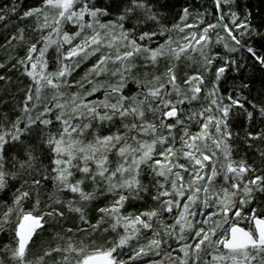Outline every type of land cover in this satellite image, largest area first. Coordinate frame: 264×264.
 Segmentation results:
<instances>
[{"label": "snow or ice", "instance_id": "1", "mask_svg": "<svg viewBox=\"0 0 264 264\" xmlns=\"http://www.w3.org/2000/svg\"><path fill=\"white\" fill-rule=\"evenodd\" d=\"M213 5V13L207 9L197 13L192 24L187 23L192 13L183 7L180 22L171 28L163 14L171 7L167 0H39L26 7L22 18H34V30L41 35L28 45L18 63L33 85L25 94L21 114L7 125L0 123V190L11 188L10 181H22L13 191L12 204L0 215V232L7 230L9 234L3 250L10 252L14 264H32L28 254L45 230L46 217L64 216L51 205L46 206L51 211H39L41 190L48 180L58 186V191L67 189L79 197L66 204L85 223L84 202L106 194L115 196L98 209L102 215L91 227L95 232L105 217H110L113 222L109 227L115 231L122 226L123 231L103 244L81 240L79 244L69 242L66 247H49L36 258L40 264L53 253L59 254L53 264H138L150 253L158 255L164 245L171 248L169 240L179 245L174 257L164 249L170 264H264V209L258 211L264 203V151L260 153V166L232 159L231 122L237 120L241 110L251 121L253 112L247 109L242 95L229 94L225 98L219 94V82L229 64L237 70L242 65L225 56L223 63L214 67L219 53L212 51L214 43H222L228 53L244 49L264 67V44L257 48L251 42L255 37L264 39V32L258 30L264 28V18L255 25L252 10H241L236 0H213ZM0 12H16V6L0 8ZM5 15H0V20ZM208 15L212 20L206 19ZM184 29L190 31L179 42L168 35L163 43H155L172 30ZM20 32L19 37L12 38L23 40V30ZM103 48L115 49V54L105 53ZM191 53H197L198 58ZM97 54L98 59L80 80L69 81L75 69ZM182 55L199 64L191 74L185 73L183 88L178 83L177 65L171 62L179 61ZM165 56L171 59L164 73H150L148 69L158 66ZM137 57L144 61L143 75L151 79L131 76L132 69L139 67ZM109 62L120 64L112 71L120 78L116 85L95 79L109 71ZM209 74L213 77L211 87L203 96L209 103L198 108L182 107L201 99ZM129 76L144 89L142 92L124 94ZM73 85L78 91L62 90ZM47 87L54 92L43 103L42 90ZM101 90L102 98H91ZM248 103L253 109L257 107ZM146 110L158 115L146 119ZM259 111L264 116V102ZM193 121L198 125L195 132L190 131L189 122ZM105 126L114 130L104 134L101 129ZM176 130L180 132L179 147ZM87 135L92 138L85 140ZM247 137L264 139V129L247 132ZM113 150L119 157L115 167L110 166L109 159ZM145 167L157 178L152 199L158 207L125 215L120 209L129 197L137 199L141 192L148 191L140 179ZM74 168L82 176L73 181ZM246 174L250 178L246 179ZM221 175L223 181L217 183ZM86 181L92 184L90 191L83 187ZM25 186L36 190L31 209L25 207L31 197ZM55 203L62 201L57 197ZM165 212L172 216V223H164L161 217ZM145 229L152 232V237L141 244ZM150 264L163 262L153 260Z\"/></svg>", "mask_w": 264, "mask_h": 264}, {"label": "trees", "instance_id": "2", "mask_svg": "<svg viewBox=\"0 0 264 264\" xmlns=\"http://www.w3.org/2000/svg\"><path fill=\"white\" fill-rule=\"evenodd\" d=\"M38 2L39 0H0V8H11L13 5L16 6V12H7L6 15L4 12H0V15H5V19L0 20V65H3L0 67V77H3V79H0V123L5 125L9 124L21 114L20 108L24 101L25 94L28 90V87L33 85L32 79L24 73L23 66L18 63V60L26 55V49L28 45L30 43L36 42L41 35L39 30H34L36 25L34 18H22V13L26 7L35 5ZM161 2L164 3L165 0H161ZM167 3L171 7L170 9H164L163 14L167 18L165 22L169 28H171L173 23L180 22L179 14L183 7H188L190 13H192V15H190L187 20V23L189 24L194 23L195 15L197 13H203L205 9H207L209 13H213L215 11L213 0H167ZM236 4L241 10L250 8L254 14L253 23L255 25L261 24L262 18H264V0H236ZM206 19L212 20V16L208 15L206 16ZM21 29L23 30V40L13 39V36L19 37L21 35ZM191 30L195 31L196 29ZM258 30L264 32V28H259ZM189 31V29H184V32L172 30L164 37H158L155 43H163L164 40L167 39L168 35H171L173 40L179 42L180 37ZM53 38L55 39V34H53ZM213 40L215 41V36H213ZM251 42L254 43L257 48H259L261 44H264V39L261 37H255ZM155 43L153 46H155ZM229 43L231 44L232 42L229 41ZM54 47L55 46H53V49ZM65 48H67V45H65ZM53 49H49V52H52ZM102 51L105 53L111 52L113 55L115 54V49L103 48ZM212 51L214 53H219L214 67L215 65L223 63L222 58L225 56H230L242 65L239 70H237L235 65L229 64L219 82V94L225 96V98L229 94L232 96L242 95V97L245 98V105L247 109L253 112V118L251 121L248 120L246 113L241 110V115L237 118V120L231 122V130L233 132V138L231 140L233 145L232 159L236 162H239L241 159H243L248 164L260 166L262 160L260 153L261 151H264V139H249L247 137V132H259L264 129V116H261L259 111V105L264 102V67H261L259 63L255 62L252 57L247 54L246 51H244V49H240L235 53H228L227 50L224 49L222 43H214ZM191 55L193 57H197V53H191ZM98 56L99 54L89 57V59L82 63L79 68L75 69V71L72 73V76L68 78L69 81L80 80L87 68L91 67V65L95 63L96 59H98ZM170 59L171 58L169 56L160 58L158 66H156L154 69L150 67L148 71L156 75L164 73L170 62ZM171 62L177 65L178 83L182 88L185 87L183 84L184 79L187 78L185 73L191 74L199 67V64L193 63V61L189 60L183 55L179 61ZM109 63L113 71L120 67L118 62L115 64L111 62ZM135 63H137L139 67L132 69L131 76H137L141 80L151 79V76L145 77L143 75L145 71L143 68V59L137 57ZM50 70H53V66L51 65ZM131 76L126 79L124 94L127 96H131L135 92H142L144 90L142 87H138L137 84L133 82ZM107 77L108 74L105 73L99 77H96L95 79L101 82H106V84L110 83L116 85L119 83V75L110 76V80H107ZM212 79V75H207V79L205 81L206 87L202 86L204 91L201 93V99L198 102H194L192 105H189L186 102L182 107L185 109H191L198 108L201 104L207 105L209 101L204 99L203 96L206 95L207 87H211L210 82ZM244 84H247L248 87H243ZM85 87L87 88L88 85ZM62 90H64L66 93L78 91L75 85ZM53 92L54 90L50 87L44 88L42 90V102L47 103V101L51 99ZM95 97L102 98L103 90L95 93L94 97L91 98ZM66 98L67 97L62 99ZM140 98L143 97L141 96ZM248 101L255 103L257 107L253 109L252 104L248 103ZM40 107H42V105ZM39 110L40 108L34 110L33 115H35ZM156 115L158 114L154 115L153 113L147 112L146 110V119L153 120L156 118ZM5 116L7 119H5ZM130 120L131 118H129V121ZM119 123V120H117V124ZM189 123L191 125L190 131L195 132L198 130V125L194 121ZM56 126H58V122ZM53 130H55V127ZM110 130H114V128L110 129L105 126L101 129L102 133L104 134ZM176 134V146L179 147V130H176ZM91 138L92 137L90 135V137L86 138L85 140ZM142 138L151 139V136H143ZM109 159L112 162L110 166L115 167L116 162L119 159L115 150L109 153ZM160 159L163 158L161 157ZM181 162H183V160H181ZM45 163H47V160ZM92 167L95 168V165L92 164ZM72 171L74 175L70 178L71 180L74 181L75 179L81 178L82 174L77 169L74 168ZM185 177L187 178V174H185ZM25 178L30 179L29 177ZM245 178L248 179L250 177L248 174H246ZM140 179L145 185L148 186V191L141 192L140 198L137 199H132L129 197L128 201L125 202L124 207L120 209V211L125 215L130 212L138 213L158 207V202L152 199V197L156 194L155 184L157 178L155 177V174L150 173L145 167L144 171L141 173ZM159 179L162 180L163 178ZM222 181L223 176L221 175L217 178V183ZM10 183L12 184L11 188L7 190H0V215L7 211L8 206L12 204L13 191L15 188L20 186L22 181L17 179L15 181H10ZM83 187L86 191H90L92 189V184L90 181H86ZM57 188L58 186L54 185L51 180L45 182L44 187L41 190V206L39 211H51V208H57L64 213V216L55 218L46 217L48 223L45 225V230L41 236L36 238L37 244L32 246L31 251L28 254V259L32 261V264H40L36 258L43 256L45 249L49 247L55 248L57 245L66 247L69 242L79 244L81 240H83L85 243L95 240L97 244H103L108 241L109 238L115 240L118 234L123 231L122 226L118 227L115 231L109 227V225L113 222L110 217H105L104 223L100 226V228L96 229L95 232H93L91 227V225H94L102 215V213L98 212V209L106 206L110 201L116 199L115 196L106 194L91 202H84L85 216L88 221L85 223L80 220L78 213L69 211L66 204L67 200L74 199L78 201L79 197L67 189L58 191ZM25 190L31 192V197L25 202V207L31 209L35 203L36 190L31 186H25ZM49 197H51V199H49ZM57 197H59L62 203H55ZM47 205H51V208L46 207ZM252 207H257V205L253 204ZM261 209H264V203L259 205L258 211ZM161 218L165 224H170L173 222L172 216L166 212L163 213ZM154 227L159 228V225L154 224ZM105 228H108L107 232L104 231ZM67 229H72V231H67ZM77 229H81L83 231H77ZM143 233L144 235L141 236L139 243L146 244L147 239L152 237V232L145 229L143 230ZM69 238H71V240H69ZM8 241L9 234L7 230L0 232V261H2L3 264H14V261L11 259L10 252L3 250V245L8 243ZM136 244L137 241L134 240L133 247H136ZM169 244H171V248H169L168 245H164L158 255L150 253L149 255L142 257L138 264H150V261L153 260L162 261L163 264H170L169 258L164 254V249H167L169 252H171L172 256L174 257L178 253L179 245L178 243H174L172 240H169ZM125 251H127V249H125ZM124 258L127 259V256ZM58 259L59 254L53 253L52 256L45 257L42 264H53V261Z\"/></svg>", "mask_w": 264, "mask_h": 264}, {"label": "rangeland", "instance_id": "3", "mask_svg": "<svg viewBox=\"0 0 264 264\" xmlns=\"http://www.w3.org/2000/svg\"><path fill=\"white\" fill-rule=\"evenodd\" d=\"M108 68H109V71L106 73V74H108V77L106 78L107 80H110V76H113L112 75V68H111V66H110V63L108 64ZM75 135V134H74ZM90 137V135H87L86 137H85V139L86 138H89Z\"/></svg>", "mask_w": 264, "mask_h": 264}, {"label": "water", "instance_id": "4", "mask_svg": "<svg viewBox=\"0 0 264 264\" xmlns=\"http://www.w3.org/2000/svg\"><path fill=\"white\" fill-rule=\"evenodd\" d=\"M260 65V64H259ZM261 66V65H260ZM262 67V66H261Z\"/></svg>", "mask_w": 264, "mask_h": 264}]
</instances>
